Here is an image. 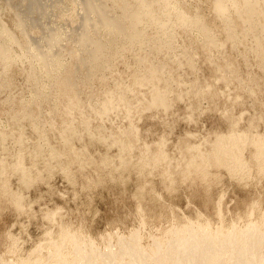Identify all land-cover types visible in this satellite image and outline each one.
Instances as JSON below:
<instances>
[{"label":"rangeland","instance_id":"1","mask_svg":"<svg viewBox=\"0 0 264 264\" xmlns=\"http://www.w3.org/2000/svg\"><path fill=\"white\" fill-rule=\"evenodd\" d=\"M232 130L264 136V0H0V264L62 227L95 244L79 264L135 230L150 261L188 222L238 238L264 174L189 165Z\"/></svg>","mask_w":264,"mask_h":264},{"label":"bare ground","instance_id":"2","mask_svg":"<svg viewBox=\"0 0 264 264\" xmlns=\"http://www.w3.org/2000/svg\"><path fill=\"white\" fill-rule=\"evenodd\" d=\"M162 10L166 17L151 16L150 18L157 27L164 29L165 36L170 35L166 28L169 27L168 23L178 24L180 18L188 21L183 15L171 12V9L163 8ZM147 14H139L141 18L137 19V22L141 27L144 25V18ZM142 80L136 79L134 83L138 84ZM161 101L162 95L152 100L153 103ZM111 108V105L104 106V109L107 110ZM262 135L249 136L234 130L226 135H217L208 150H201L199 146H193L196 153L189 165L196 169H203L208 164L215 163L225 166L231 175L243 178L249 174L250 162H252L258 171L264 174V136ZM247 145H253L254 151L251 152L248 159L243 154ZM164 155L163 149H158L152 157V163L160 162ZM196 158H199L200 161L197 162ZM238 228L239 236L236 238L234 230L223 232L218 227L212 231L207 222L203 224L188 222L174 230L177 236L168 242L163 249L157 250L151 261L148 260L147 256L152 248L139 245V233L135 230L129 235L132 241L117 251V257L122 260L108 261L107 258L114 257V254L108 250L105 257L102 258V264H153L156 262L165 264L170 258L175 259L173 264H264V215L250 220L244 227ZM58 236L55 239L47 237L48 240L45 242L48 244L47 249L49 250L48 256H45L48 263L79 264L80 261L90 259L92 254L95 256L93 241L86 240V238L65 227L60 228ZM125 239L127 237L121 236L117 240L123 242ZM86 246L90 248L86 249ZM40 250L41 245L35 249L37 254L33 257L31 255L23 259L20 257L19 264H46ZM125 258L129 259V263L125 262Z\"/></svg>","mask_w":264,"mask_h":264}]
</instances>
